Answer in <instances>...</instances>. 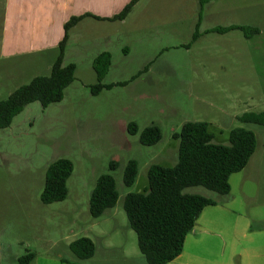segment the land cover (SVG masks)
Listing matches in <instances>:
<instances>
[{
    "label": "rangeland",
    "instance_id": "374dc122",
    "mask_svg": "<svg viewBox=\"0 0 264 264\" xmlns=\"http://www.w3.org/2000/svg\"><path fill=\"white\" fill-rule=\"evenodd\" d=\"M217 2L200 12L198 0H143L124 25L108 28L113 31L109 43L89 32L70 36L65 56L76 70L62 100L44 108L32 102L0 129V264L26 251L35 253L38 262L58 253L69 259L66 244L80 237L91 239L96 247L92 259L75 258L82 264H145L136 234L128 227L123 197L147 189L151 164L176 163L178 141L173 135L187 121L207 122L217 144L227 145L233 128L254 132L259 171L250 169L243 178L235 175L231 185L234 194L244 189L256 198L243 210L252 217L251 229L264 228V126L238 119L245 112L264 111V19L256 18V25L238 24L259 29L250 38L240 30L204 33L233 25L234 18L244 21L252 11L247 8L231 16ZM2 6L0 0V20ZM196 24L199 37L191 43ZM6 46L0 21V100L33 77L49 75L58 53L56 47L14 55ZM100 48L111 54L103 82L125 84L95 95L90 88L96 83L91 63ZM129 123L136 124L135 135L127 130ZM150 125L160 128L162 138L145 146L139 134ZM60 157L73 164L67 197L43 204L46 167ZM130 159L137 162L138 172L126 187L122 176ZM111 161L117 163L114 170L109 169ZM106 173L114 177L118 201L105 215L92 218L89 196L98 176ZM184 192L220 199L203 187ZM256 241L264 243V233Z\"/></svg>",
    "mask_w": 264,
    "mask_h": 264
},
{
    "label": "trees",
    "instance_id": "16d2710c",
    "mask_svg": "<svg viewBox=\"0 0 264 264\" xmlns=\"http://www.w3.org/2000/svg\"><path fill=\"white\" fill-rule=\"evenodd\" d=\"M138 1L129 0L119 13L104 19L124 20ZM212 1L215 0H199V11L201 12L203 7ZM87 16L91 15L73 16L64 23L63 36L58 43V53L49 75L33 77L27 84L19 86L0 100V129L8 127L12 119L32 102H38L44 108L62 100L64 89L74 81L76 69L74 63H64L68 32ZM232 30L242 31L246 38L260 32L257 27L229 25L214 27L204 33L224 34ZM198 37L196 24L191 43ZM92 65L96 74V83L90 86L92 94L96 95L102 90H110L125 84L103 82L111 65L109 52L98 54ZM147 67L148 65L144 69ZM238 119L246 124L264 126V111L245 112ZM127 130L129 134L135 135L138 128L136 124L129 123ZM173 137L178 141L176 163L170 167L151 164L147 170V189L143 193H127L122 201L128 227L136 234L137 247L146 264H168L174 260L182 252L185 237L193 229L201 211L217 203L214 199L186 193L184 190L189 187H203L218 196L227 195L230 192V176L240 172L247 165L256 148L254 132L242 127L229 131L227 145L214 143L209 124L204 121L184 122L180 132ZM161 138L160 128L154 125L145 127L139 134V142L145 146L155 145ZM116 168L117 163L111 161L109 169ZM72 171V162L63 157L47 165L40 194V201L43 204L66 199L68 194L66 181ZM137 172V162L133 159L128 160L123 171V185L131 186ZM118 197L114 177L108 173L98 176L88 200L90 216L100 217L106 210L116 205ZM68 247L79 261L91 258L95 252V244L87 237L74 239ZM34 257L35 253L26 251L17 258L15 264H30Z\"/></svg>",
    "mask_w": 264,
    "mask_h": 264
},
{
    "label": "crops",
    "instance_id": "0c3cea01",
    "mask_svg": "<svg viewBox=\"0 0 264 264\" xmlns=\"http://www.w3.org/2000/svg\"><path fill=\"white\" fill-rule=\"evenodd\" d=\"M141 1L143 0H139L134 5L124 20L110 21L104 18H111L119 13L129 0H3L0 20L1 36H5L7 45L5 49L14 52V55L28 51L47 52L58 47L66 21L73 16L90 14L103 19L87 16L69 30V38L83 36L84 33L89 32L90 36H99L98 38L103 36L109 43V35L113 31L108 28L115 24L124 25L128 16ZM216 1L230 12L231 16L235 15L236 11L251 8L252 11L249 13L251 16L245 14L244 21L239 18L240 21H237V18H234L232 21L234 23L230 24L256 25L254 21L256 18L264 19V0ZM68 42L64 51V63H69L65 56ZM102 52H109V50L100 48L95 57ZM92 63L91 68L94 71ZM260 163L261 158L258 157L255 148L247 165L240 172L230 176V192L225 196H219L220 199H214L217 201L215 205L207 206L201 211L193 229L185 237L182 252L168 264H264V243L256 241V236L264 233V228L261 227L255 231L251 229L252 217L243 210V206H249V203L255 202L256 198L248 195L244 189L239 194H234L231 185L233 177L239 175L238 177L243 178L248 175L250 169L256 170L257 174ZM108 211L110 209L101 216ZM104 234L105 231H102L101 235L104 236ZM70 242H67V247ZM95 253L96 247L94 255L87 260L92 259ZM19 256H12L7 264H15ZM56 262L78 264L79 261L75 260L72 253L69 259L58 253L53 258L45 257L39 262L35 255L30 264H55Z\"/></svg>",
    "mask_w": 264,
    "mask_h": 264
}]
</instances>
